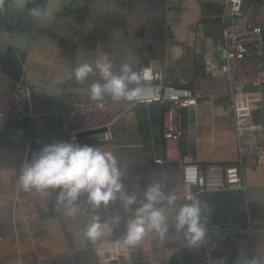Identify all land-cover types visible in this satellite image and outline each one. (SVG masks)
<instances>
[{
	"label": "crops",
	"instance_id": "obj_1",
	"mask_svg": "<svg viewBox=\"0 0 264 264\" xmlns=\"http://www.w3.org/2000/svg\"><path fill=\"white\" fill-rule=\"evenodd\" d=\"M251 1L246 0L247 7ZM33 2L46 4L52 15L32 20L23 58L18 54L22 52L13 48L18 62L8 60L6 53L1 58L0 87L15 91L17 85L26 84L31 107L38 115L35 124L0 118V264H96L93 245L123 238L124 220L129 216L123 214L120 202L96 210L102 221L116 216L121 220L111 225L110 232L91 241L83 236L87 213L65 216L57 209L54 192L25 191L18 184L20 170L41 147L69 139L55 112L76 99H90L87 86L96 77L78 84L67 78L66 70L103 51L118 62H131L136 71L148 64L162 68L168 85L189 86L200 75L205 56H224L222 8L203 0ZM261 62L264 65V57ZM16 75L17 81L13 79ZM162 111L159 103L140 104L110 130L108 139L86 134L77 141L112 151L124 165V182L159 180L166 191L175 190L182 197L179 165L155 162L163 157ZM253 120L264 128V84ZM28 126L37 132L36 144L25 136ZM180 126L181 151L200 163H233L237 159L234 120L227 99L199 100L195 106L182 109ZM256 136L252 132L253 145ZM243 175L245 192L202 193L199 202L207 232L234 239L240 257H250L264 251V164L255 156L247 157ZM185 201L182 197L178 204ZM249 225L256 229L250 238L239 232ZM201 244L189 247L172 230L164 241L149 237L129 252L134 264H196Z\"/></svg>",
	"mask_w": 264,
	"mask_h": 264
},
{
	"label": "built area",
	"instance_id": "obj_2",
	"mask_svg": "<svg viewBox=\"0 0 264 264\" xmlns=\"http://www.w3.org/2000/svg\"><path fill=\"white\" fill-rule=\"evenodd\" d=\"M203 1H211L222 8L224 56L222 59L210 54L205 56L202 71L191 85H168L163 81L162 68L148 64L138 70L147 73V79L142 82V92L134 102H116L110 97L101 101L76 99L67 108L55 112L68 138L74 134L77 139L79 133L105 128L103 137L108 139L110 125L124 118L132 108L140 104H161L164 149L163 157L155 162H176L184 188L182 197L185 200L191 197L198 202L202 193L245 192L244 159L255 156L259 164H264V128L253 120V112L262 99L264 84V65L261 62L264 57V0H252L249 7L246 0ZM30 96L26 84L17 85L15 91L0 87V118L27 120L35 124L38 113L31 107ZM219 98L227 99L233 115L237 159L233 163L203 164L180 149V112L195 106L199 100L214 101ZM252 132L257 134L255 145L251 141ZM150 181L152 179H126L124 183L127 191L136 195L139 202ZM121 210L128 215L127 210L122 207ZM255 231L250 225L239 230L249 238ZM92 249L96 264H134L123 238L95 244ZM220 258H223L224 264H237L240 258L237 241L207 232L197 253L196 264H215Z\"/></svg>",
	"mask_w": 264,
	"mask_h": 264
},
{
	"label": "clouds",
	"instance_id": "obj_3",
	"mask_svg": "<svg viewBox=\"0 0 264 264\" xmlns=\"http://www.w3.org/2000/svg\"><path fill=\"white\" fill-rule=\"evenodd\" d=\"M7 9L6 0H0V13ZM13 10L26 12L34 21L52 15L46 4H34L33 0H14ZM66 76L78 84L96 77L87 86L90 99L101 101L107 96L116 102H134L147 79V73L136 71L131 62H118L103 51L91 61L68 67ZM124 176V165L112 151L80 143L73 134L68 140H54L41 147L20 170L18 184L25 191L54 192L57 209L65 216L87 213L83 236L91 241L110 232L113 223L120 222V216L102 221L96 211L117 201L129 216L124 220L126 247H136L149 237L164 241L172 230L189 247L198 246L205 238L207 225L200 202L188 197L178 204L182 197L175 190L166 191L159 180L148 183L138 202L137 196L127 191ZM239 259L240 264H264V251ZM215 264H224L223 258Z\"/></svg>",
	"mask_w": 264,
	"mask_h": 264
},
{
	"label": "water",
	"instance_id": "obj_4",
	"mask_svg": "<svg viewBox=\"0 0 264 264\" xmlns=\"http://www.w3.org/2000/svg\"><path fill=\"white\" fill-rule=\"evenodd\" d=\"M8 4V9L2 13H0V67L2 70L4 68L1 66V63L4 57L2 53H6V57L11 61L13 58L16 62V56L13 53V49L21 51L22 53H18L21 58H23V54L26 51V40L30 38L31 31V22L32 18L27 16L26 12H18L13 10L14 0H6ZM23 38V39H22ZM10 44V45H9ZM5 58V57H4ZM17 68V66H14ZM11 77L14 76V73H11L7 70ZM13 79L18 80V76L16 75ZM19 99V97H17ZM124 118L117 119L114 123L110 125V129H114L116 126L123 122ZM105 128H99L91 131H86L77 134L78 136H83L86 134H98L99 136H103ZM25 136L33 141L34 144L37 143V132L36 130L28 126L24 129ZM264 161V157H263ZM196 189V187H193Z\"/></svg>",
	"mask_w": 264,
	"mask_h": 264
}]
</instances>
